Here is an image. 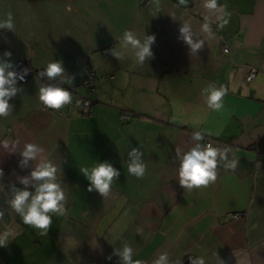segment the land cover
Here are the masks:
<instances>
[{"label":"crops","instance_id":"obj_1","mask_svg":"<svg viewBox=\"0 0 264 264\" xmlns=\"http://www.w3.org/2000/svg\"><path fill=\"white\" fill-rule=\"evenodd\" d=\"M207 3L0 0V21L14 14V28H0V62L35 69L16 83L22 91L9 101L11 114L0 117V209L9 216L0 213V236L9 241L0 246V264H125L126 245L142 264L164 253L166 264H264V0ZM186 25L193 42H202L195 52L182 38ZM126 29L141 40L155 35L143 65L122 44ZM53 59L65 68L55 78L93 101L90 114L72 103L59 113L43 107L38 92L48 77L39 73ZM251 68L257 73L249 81ZM89 72L92 89L83 84ZM222 86V106L210 107L208 90ZM123 112L130 120H121ZM205 137L218 150L217 179L181 186L183 154L206 147ZM30 142L44 152L22 165ZM137 154L142 178L128 172ZM41 159L58 166L66 195L65 215L51 214L45 236L10 207ZM103 160L120 172L107 195L89 191L80 171ZM35 183L27 186L33 193ZM235 213L244 215L229 220Z\"/></svg>","mask_w":264,"mask_h":264},{"label":"clouds","instance_id":"obj_2","mask_svg":"<svg viewBox=\"0 0 264 264\" xmlns=\"http://www.w3.org/2000/svg\"><path fill=\"white\" fill-rule=\"evenodd\" d=\"M180 3H186V0H180ZM216 0H208L206 7L215 8ZM6 20L0 21V28H14V14L9 11L6 13ZM224 23H227L225 21ZM223 27V24L221 25ZM207 30V29H206ZM183 40L191 45V49L195 52L201 47V43L193 42L188 26L180 29ZM155 41V35H147L141 40L130 29L123 32L122 44L127 47L131 46L135 50L136 62L143 65L148 58L153 57L152 44ZM112 54L118 59L121 58V53L113 50ZM5 55L10 56L7 52ZM12 65L7 62H0V117H8L11 114L13 105L9 103L10 99L22 88L16 87L17 80L24 81L28 73V69H23L18 73L11 70ZM65 68L62 60L53 59L46 68L39 73V76H47L49 80L57 76H62ZM71 84L72 80H68ZM226 88L212 87L208 90L207 102L210 107L220 108L223 103V96L226 94ZM39 101L45 108L53 110L62 109L65 105L72 103L73 93L62 87L60 84L41 85L38 92ZM193 139H202L199 133L193 135ZM7 147V144L4 145ZM44 148L37 143H26L22 156V165H27L29 161L36 160L39 153H43ZM136 149H133V153ZM217 156L218 150L211 145L202 147L197 145L183 154L179 168V182L181 186L191 188H200L208 186L217 179ZM225 158V157H221ZM239 163V159L234 160L230 167L235 169ZM81 173L90 181L89 191L93 188L101 194L107 195L111 190L114 177H118L120 172L107 160L99 161L92 168L82 167ZM128 172L134 173L137 177H143L145 172V164L139 159V155H135L132 163L128 166ZM58 166L51 160L41 159L40 162L31 171L30 177H24L22 183L25 189H15L14 195L10 200V207L22 218L23 223L38 230L40 235H47L52 225V215H65L64 202H66L65 190L61 187V183L57 179ZM3 176V169H0V177ZM34 193L27 189V186L32 182ZM9 241L6 236H0V246H6ZM118 251V250H117ZM131 248L127 245L123 252L120 253L125 264H142L141 261L133 262L131 258ZM111 259V257H109ZM167 254H161L159 259L154 264H166ZM191 264H204V259L193 260Z\"/></svg>","mask_w":264,"mask_h":264},{"label":"built area","instance_id":"obj_3","mask_svg":"<svg viewBox=\"0 0 264 264\" xmlns=\"http://www.w3.org/2000/svg\"><path fill=\"white\" fill-rule=\"evenodd\" d=\"M141 3H143L144 5L149 4V0H141ZM224 52H229V48L227 46H224ZM25 68L28 69V73L25 76V80L24 81L17 80L16 83L27 82V80L30 78V76L35 73L34 67L31 64H29L28 62L23 61V60L17 61L15 66H14V68L12 70L20 73ZM256 73H257V69L256 68H251L249 70L248 75H247V80H249V81L253 80L255 78V76H256ZM94 78H95V75L92 72H89V74L87 75L86 79L83 81V84L87 88L92 89L91 81ZM46 84H60L62 87L69 89L74 94V98H73V101H72V106L75 109H77L83 115H88V114L91 113L92 106H93V101L90 98H87V97L77 93L73 87L65 85L63 82L59 81L56 78H53L52 80H49V79L46 80L45 85ZM43 107L45 108V106H43ZM45 109L52 110V111L57 112V113L60 112V109L59 110H53V109H50V108H45ZM130 117H131V114L128 113V112H123L121 114V120L122 121H128V120H130ZM204 140L206 142V147L208 145H211V142H210L209 138L205 137ZM243 215H244L243 213H235V214L229 216V220L230 219H234V220L240 219Z\"/></svg>","mask_w":264,"mask_h":264},{"label":"water","instance_id":"obj_4","mask_svg":"<svg viewBox=\"0 0 264 264\" xmlns=\"http://www.w3.org/2000/svg\"><path fill=\"white\" fill-rule=\"evenodd\" d=\"M0 213L3 216V218L5 219V221H8L9 216H8L7 212L3 209H0Z\"/></svg>","mask_w":264,"mask_h":264}]
</instances>
